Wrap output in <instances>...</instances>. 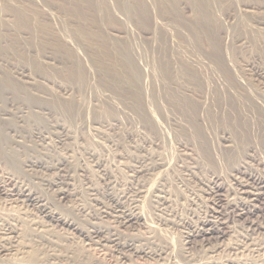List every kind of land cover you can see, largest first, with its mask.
<instances>
[{"label": "rangeland", "instance_id": "obj_1", "mask_svg": "<svg viewBox=\"0 0 264 264\" xmlns=\"http://www.w3.org/2000/svg\"><path fill=\"white\" fill-rule=\"evenodd\" d=\"M198 1L199 0H196L195 4V0L194 2H192V0H171V2L166 5L162 4L163 2L161 0H0V62L5 61L4 63L7 65V69L11 72L14 71L12 73L16 76H20V74L28 75L29 70L38 73V71H41V68H45L56 81L61 83L63 86L66 85V87L61 88L64 93L62 90L60 92L56 89L53 90V93L56 96L54 99H59L63 102L67 101L66 103L73 102L75 105L72 106L73 109L69 111L73 112L74 115H72L73 113H68L67 116L69 115V117H66L68 118L66 122L59 109L58 111L56 109L53 112L51 110V115H44V118H35L32 116L29 118L28 124H25V118H23V121L22 119H17V124L20 123L18 125L24 126L27 132L24 133L26 136L22 139L26 147L23 148V152L19 151L18 157L16 156V160H18L20 164L25 162L27 159L33 158H43L47 161L55 162V160L61 158L64 154L56 148L54 142H49L50 145L45 144L47 148L37 146L39 141L37 139L35 140L33 133L27 135L29 133V129L31 127L35 128L36 124L41 128L46 126L48 127L49 124L57 126V123L61 124L62 122L70 127L71 130L74 131V134H72L74 139L73 142L70 143L73 152L67 158L66 163L70 173L73 174L75 178L74 184L76 190L81 189L82 193H79L76 201L77 203L70 202L69 200H55L54 202L63 213L75 218L79 217L80 220L83 218L81 223H85L84 226H87V222L85 220L87 217H80L81 210L79 208H81L82 205L89 207L91 202H89L90 200L88 194L85 193L87 191L85 189L87 185H85L82 177L79 176L80 171L78 169L80 167L87 168L86 164H88L91 159L89 152H93L95 157H99V160H101L104 166H106V168L117 177L118 182L123 184L131 178L130 168L140 157H143L144 155H160L166 167L164 168L165 173L168 174L169 179L166 178L167 182L172 186L173 190L177 194L176 203L178 216H180L179 214H181V216H190L189 222L191 224H196L197 219L208 217V215H213L212 219L215 223L223 222V225L221 224V226L223 231L226 232L224 241L227 244V248L221 252L209 253L213 256L212 258L217 259L218 261L223 260L220 264H222V262H224L223 264H226V262L227 264H264V195H262L256 203L257 210L255 212L252 214L245 213L243 215H239L236 210L237 207L235 208L233 204V202L239 197V194L237 193L238 186L234 184V177L241 179V176L234 175L233 177L230 172L231 165L227 163L224 164L225 166L222 165V169L215 163L212 165L207 163L206 159L199 154L197 144L193 142L191 133L192 130L195 129V126L192 127V124L188 122V117L172 110L173 107L171 108L169 106L170 109L168 108V111L165 113V121L169 120L168 123L170 125L168 123L166 124L162 121V119L157 117L158 129L156 130L158 131H154L151 129H143L142 126L139 127L140 124H137L132 118V114L135 116L134 113H132L130 109L128 110V105L130 106L134 100V86L130 83L129 79L125 78L128 77L130 67L128 63L121 59V57L116 56L117 50H123L124 46L127 44H129V46L131 45L132 50H135V57L141 58L138 62L141 69H143L145 73L149 72L148 74L150 77L149 75H146L142 84L144 90L146 89L148 92L154 90L163 91L164 89H168L170 91H179L182 94L183 92H187L185 95H187V97L191 100L196 97L193 101L204 107L199 112H196L195 122H198V125L196 124V128H198V130H202L206 137H212L213 148L215 145H223L222 148L232 150L238 149L241 150V152L245 150L244 148L251 149L252 151L250 153H252V159H243V163H245L244 167L247 172L259 175L264 179V120L258 114L259 112L261 113L260 109L262 107L260 108V106L257 105L254 106L255 103L253 102L255 101H252L254 99H252L251 96L254 92H257L255 93L257 95H264V81L260 79L258 80L251 72L252 69L258 67H260L259 69L264 70V0H203L201 3ZM141 2L148 6L146 15L142 16L143 18L139 20L135 15H133V13H135L134 11L131 15V22H128L127 16L122 8L130 7L131 9L136 10ZM156 2L159 6L156 5ZM160 7L162 8L160 9ZM205 9L210 10V17L212 18V22L210 23L212 25L210 26V30L212 32H210L214 39L209 34L206 35L207 33L200 30L197 23L202 20V14ZM157 15L158 17H154ZM180 20L182 23L179 22ZM164 26L168 29H165ZM174 26H177V28ZM187 31L192 34L191 37L190 34L188 35ZM211 39L218 43L221 58L225 64L228 65V71L210 59V49L213 48V42ZM193 41L197 42V44H193ZM190 42L193 44V47ZM208 42H211L210 45ZM185 44L188 45V47L185 46ZM151 45L152 47H150ZM176 45L178 47H176ZM145 48L148 52H146ZM181 49H183L182 52ZM160 50L161 52L158 53ZM179 50L180 54L183 56L178 53ZM162 51L166 56L162 54ZM154 52L157 53V56ZM115 57L119 60L115 59ZM163 57L166 59H163ZM167 59L171 61L170 65L167 64L169 65L167 66L169 71L167 73L169 75H165L162 69H159L160 66L158 64L166 62ZM188 59L190 61H188ZM192 60L196 62V64H192ZM151 61L155 62L154 64L160 72H158L157 68L154 67V64L151 63ZM182 61L184 62L182 63ZM3 62H1L2 65ZM203 63L206 64L204 65ZM250 64L252 65V68ZM22 65L24 67H22ZM207 65L209 67H207ZM17 67L20 69L18 70ZM179 67H182L181 71ZM173 68L176 69L173 70ZM15 70H18L19 73ZM152 71L154 72L152 73ZM184 71H187V73L185 74ZM73 73L78 76H85L87 78V82H85V84L87 85L83 83L84 85L82 84L80 88L79 85L71 79V74ZM205 74L206 76H204ZM200 75L203 76L201 77ZM212 75L215 77H211ZM111 76L113 78H111ZM121 77L123 78V81L120 80ZM237 79H240L241 82ZM207 80L210 82H207ZM194 82L195 84L197 83L195 88ZM94 83L96 85H98V83L104 84V87H102V85L95 86ZM162 83H164L166 87L164 84L162 85ZM179 83H181L180 85L182 87H180ZM209 83L212 85L210 86ZM168 85L169 87H167ZM186 85L188 87H186ZM224 85H226V88L229 86L228 88L232 91L229 92L230 94H228L229 90L228 88L225 89ZM111 86L116 87L118 89L117 91H119V93L122 94L121 96H123L126 100V103L121 105L122 101L120 100V94L115 96V98L118 97L117 99L112 100V106H114L113 108L121 106L122 109H125L117 114L116 109H114V113L110 114L106 113L108 112L107 109L105 110V108L102 107V105L106 103L105 101H107L106 99H103L104 95H111L108 89V87L111 88ZM87 87L88 89L86 90ZM92 87H94V89ZM196 87H198V91L196 90ZM67 93L68 95H66ZM247 93H250L248 94L250 96H248ZM100 94L103 97H101ZM97 95H100V98H97ZM235 95L238 97L236 98ZM245 95H247L248 98ZM143 97L144 96L142 95V98ZM82 98H84V100ZM112 98H114V96ZM73 99L74 101L78 100L79 104H76L77 102L70 101ZM204 99L205 101L207 100V103ZM225 100L228 103L225 102ZM90 102H92V104ZM240 104L242 108L240 107ZM242 104H244V106H242ZM7 105L10 108L16 106V104L13 106L12 102ZM146 106L148 107V105ZM250 108L252 112H249ZM224 109H227L225 111L226 113L224 112ZM240 109L243 110L241 111ZM207 110L210 111V114ZM86 111L89 112V114L91 111L92 113L96 111L97 116L95 117L97 118L95 119L94 115L88 118L86 116ZM76 112L78 115H76ZM248 112L251 116L248 115ZM176 113L178 114V118L176 117ZM220 113L223 115H220ZM231 113L234 115H231ZM239 113L243 116L240 117ZM245 113L249 117H247ZM200 114L203 115L200 116ZM211 115L214 116L212 117ZM217 115L218 117L216 118ZM111 116L117 118V122L111 120ZM256 116L259 117V120ZM175 117L177 119H175ZM71 119H76L73 121H76L77 123H74ZM92 119H95V121ZM97 119L100 120L98 121ZM202 120L204 122H202ZM69 121L70 123H68ZM183 125L186 126L183 127ZM200 125L201 127H199ZM242 125H246V129L248 131L245 132V134L248 135L247 138L249 137L248 139H244L245 142L247 141L246 143H244V140L242 138L241 140L239 137L240 132L243 130V128H241ZM93 127H96L99 132L94 130ZM53 128H51V130L54 132L57 131L56 133H58V127ZM174 131L180 132L179 136ZM7 140L8 139L6 138L5 143H9V140ZM233 141L236 142L234 143ZM239 144H241V146ZM184 145L186 147H184ZM239 164H242V162ZM193 166L194 168H192ZM187 168H192L191 170L194 169L193 176L186 175L188 172ZM42 171L43 173L48 172L47 170ZM184 173L186 176L185 178L188 181L190 180L188 188L191 187V189H189L190 192L188 191V196L193 192V188H196L194 190L199 192L201 200L199 199V201H197L196 206H190L188 204L187 200L184 198V193H182V188L177 185L179 184V182H177V178L180 179L184 177ZM216 174L221 177V182L223 183V197L220 200L206 194L208 189L205 187V184L208 185L209 183L207 182H209L211 177L213 178ZM93 176V174H89V178L94 181L95 178ZM26 178L28 179L27 176ZM157 181L164 182L163 180ZM154 182H156V180L152 182L150 181V183ZM98 183L100 184V182ZM138 183H141V181ZM150 183L147 184L148 188L152 187L150 186ZM134 185L136 187L138 186V184ZM169 188L172 190L171 187ZM150 189L151 188H149L148 192H150ZM47 193L51 198H54L53 193L50 191ZM145 196L142 198V208L144 207L143 209L148 211H145V213L148 214L147 217L151 223L150 226L147 229H127L128 232L127 230L122 229L123 237L125 239H139L141 240V243L144 242L145 244L151 246L152 249H160L159 251H163L164 255H175L177 259H181L184 247V237L182 233L184 228L180 226H169L168 228H165L163 225H160L158 220L159 216H157L159 213H157L158 211L155 209V203L151 200L150 196L146 195V193ZM153 205L154 207L151 208ZM211 208L221 209V214H211ZM151 214L153 216H151ZM155 215L157 217H155ZM197 215L198 218L196 217ZM153 217H155V219H153ZM95 222L101 227L105 224V222H101L100 220H96ZM151 225H153V228ZM146 239L147 241H145ZM255 243L257 244L255 245ZM199 249L200 248H198V246L195 248L192 246L188 251L193 258H199L204 254L205 255L203 257H207V254ZM112 250H107V254H102L104 251L100 252L98 250L91 249L88 251L89 261L92 260L98 264H116L113 258V255L115 254L112 253ZM229 258H235V261L234 259L231 260ZM157 259V257L153 260L145 259L143 257H133L130 261L117 264H162V262L163 264H173L172 259H168L166 261Z\"/></svg>", "mask_w": 264, "mask_h": 264}, {"label": "bare ground", "instance_id": "obj_2", "mask_svg": "<svg viewBox=\"0 0 264 264\" xmlns=\"http://www.w3.org/2000/svg\"><path fill=\"white\" fill-rule=\"evenodd\" d=\"M161 1L163 2L162 4H166V5L171 2V0H161ZM199 1L201 3L203 0H199ZM192 2H194V0H192ZM194 3L196 4V0ZM148 4H150V3H148ZM156 5L159 6V4L157 2H156ZM138 6L139 7L136 8V10L131 9L130 7H123L122 8L125 15L127 16L128 22H131V19H132L131 15L134 11H135V13H133V15H135L137 17V19H139V20L141 18H143L142 16L146 15L148 6L142 2L139 3ZM161 8L162 7H160V9ZM166 8H167V6H166ZM158 9H159V7H158ZM175 16L177 17L176 14H175ZM154 17H158V15L154 16ZM201 19H202L201 21L197 22L198 26L200 27V30H202L204 33H207L206 35L209 34L211 36L212 31L210 30V26H212V25L210 23L212 22V18L210 17V10L205 9V11L202 14ZM179 22H181V20ZM177 24H178V22H177ZM194 26H195V24H194ZM164 28L166 29L167 27L164 26ZM175 28H177V26ZM189 34L190 33L188 32V35ZM191 35L192 34H190V37H191ZM164 36H165V34H164ZM155 38H156V36H155ZM156 40H157V38H156ZM214 41L212 40L213 48L212 49L209 48L211 50V53L209 54L210 59L212 61L216 62L217 64H219L220 67H223L224 69H227V71H228V67H227L228 65H226L225 62L221 58L220 47H219L218 43H216ZM191 42H190V44H191ZM194 43L197 44V42L193 41V44ZM210 43H209V45H210ZM186 44H185V46L188 47V45H186ZM193 44H191L192 47H193ZM196 46H198V45H196ZM150 47H152V45ZM176 47H178V46L176 45ZM121 49H122V47H121ZM155 49H157V48H155ZM182 51H183V49H181V52ZM134 52H135V50H132L131 45L129 46V44L125 45L123 50H117V52H116V56L121 57V59H123L124 62L128 63V65L130 67V68L128 67L129 68L128 77H125V78L129 79L130 83L134 86V90H133V99L134 100L130 106L128 105V107H129L128 110L130 109L131 112L134 113V115H135V116H133V114H132V118L134 119V121L137 124H140L139 127L142 126L143 129H151L154 131H158V130H156V129H158L157 117L162 119V121L167 124L169 120L165 121V113L168 111L167 109L169 108V106L171 108L173 107L172 110L184 115L185 117H188V122L190 124H192V127L195 126V129L192 130V133H191V135H192L191 137L193 139V142L197 144L199 154H201L206 159L207 163H209L210 165L215 163L218 166H220L221 169H222V165L227 163V164L231 165L230 166V172H231V175H233V177H234V175H240L241 176V179H238V177H234L235 178L234 184H236L238 186L237 187L238 188L237 193L239 194V197L235 201L231 198L235 202V203L233 202V204H234L235 208L237 207L236 210H237L238 214L239 215H243L245 213H251L252 214L253 212H255L257 210L256 203L262 197V195H264V179L259 175L247 172L245 167H244L245 163H243L244 162L243 159H246V158L252 159V153H250L252 150L249 148L248 149L244 148L245 150H243L241 152V150H238V149L232 150V149L222 148L223 145H220V146L215 145L216 147L214 146V148H213V140L211 139L212 137H210V136L206 137V135H204L202 130H198V128H196V124L198 123V122H195L196 121V118H195L196 112L197 111L199 112L200 110H202V108H204L199 103L193 101L196 97L194 96L195 98L193 100H191L189 97H187V95H185V93H187V92H183V94H182L179 91H172V90L170 91L168 89H166V90L164 89L163 91H161V90L155 91L154 90V91H148V92L146 89L144 90L142 87V84H143V81H144L146 75L147 76L149 75L148 74L149 72L145 73V71L143 69H141V67L138 64V62L140 61L141 58L140 57L136 58ZM146 52H148L147 49H146ZM159 52H161V50L158 51V53ZM204 52H206V51H204ZM163 53L164 52L162 51V54ZM178 53L180 54V50ZM154 54L156 55L157 53L154 52ZM180 55H182V54H180ZM138 56H140V55H138ZM164 56H166V55H164ZM202 56H204V55H202ZM189 57H190V55H189ZM160 58H161V56H160ZM160 58H158V59H160ZM164 58L165 57H163V59ZM115 59H118V58L115 57ZM161 61H162V59H161ZM184 61H185V59H184ZM184 61H182V63ZM188 61H190V60L188 59ZM196 61H198V60H196ZM212 61H211V63H212ZM1 62H3V61H1ZM1 62H0V264H98L95 261H92V260L89 261L88 251L92 249V250H98L100 252L104 251L102 254H107V252L109 250H112V248H113L112 253L115 254V255H113L114 256L113 258H114V262H116V264L121 263V262H125V261H130L133 257H143L145 259H152V260L155 257H157L158 259H160L162 261L172 259L173 264H220L221 261H223V260H219L220 261L219 262L217 259H213L212 258L213 256H211L209 254V253H214V252H221L227 248V244L224 241L225 240L224 237L226 235V232L223 231L222 226H221V224L223 222L222 223H215L214 220L212 219L213 215H208V217L197 219V221H196L197 223L196 222H195L196 224L192 223L193 224L192 225L189 222L190 216L189 217L184 216V215L181 216V214H179L180 216H178V214H177V203H176L177 194L173 190L172 186L170 184H168L167 179H169V178H168V174L165 173L164 168H166V167H165L164 161L161 158V156L157 155V154L156 155H149V156L144 155L143 157H140L136 161V163L133 166H131V168H130V171H131L130 177L131 178L129 180H127V182L125 184H123L121 182H118L117 177L115 175H113L112 172L106 168V166H104V164L101 162V160H99V157L97 158L94 156L93 152H89L91 159L89 160V163L86 164L87 168L80 167L78 169L80 171L79 176L82 177V180L85 182V185H87L85 188L87 191L85 190L86 191L85 193L88 194V197L90 200L89 202H91L89 207L82 205L81 208H79L81 210L80 217L81 218L84 216L87 217V219H85L87 222V226L86 225L84 226L85 223L84 224L81 223V220L83 218L80 220L79 217L75 218L73 216H69L68 214H65L62 211H60V209L58 208V206L54 202L55 200H57V201L69 200L70 202L77 203L76 201L78 199V195H79V193L80 194L82 193L81 189L80 190L78 189L79 191L76 190V187L74 184L75 178H74L73 174L70 173V170L68 169L67 163H66L67 158L73 152L70 143L73 142L74 138H73L72 134H74V131H72L71 128L68 127L67 125H65L63 122H62L63 124L57 123L58 124L57 126L49 124L48 127L46 126V127L40 128L36 124L35 128L31 127L29 129V133L27 135H30L31 133H33V137H35V140L37 139L40 143L39 144L37 142L38 143V144L36 143L37 146H39L41 148H47L46 145H48L49 142H54L56 148H58L60 150V152H62L64 155H62L61 158L55 160V162H50V161H47L46 159H43V158H33V159H27L25 162L20 164L18 162V160H16L17 159L16 156L18 157L19 151L23 152V148L26 147L24 142L22 141V139L24 138V136H26L24 133L27 132V130H25L24 126L18 125L20 123L17 124V122H18L17 119H20V120L22 119V121H23V118H25V120H24L25 124H28L29 118H31L32 116L35 118H39V117L44 118V115H51V110L53 112L54 110L57 109V111H58V109H59L62 112V114H63L62 116L65 118V122H66V120L68 119L66 117H69V115L67 116V114L73 113V112H69V111L71 109H73L72 106H75V105L73 104V102H71L73 104L72 105L71 103H66L67 101L63 102L59 99H54V98H56V96L53 93L54 92L53 90L56 89L57 91L60 92L62 90L61 88L66 87V85L63 86L61 83L56 81L52 77V75L48 72V70H46L45 68H41V71H38V73L33 72L32 70H29L27 68L29 70L28 75L20 74V76H16L12 73L14 71L11 72L9 69H7V65L4 63L5 61L3 62V65L1 64ZM170 62L171 61H169L167 59L166 62L158 63L160 66L159 69L161 68L162 71L165 73V75H167L168 74L167 72H169L167 66L170 65ZM151 63L154 64L155 62L151 61ZM182 63H179V64H182ZM193 63L196 64V62H194V61L192 62V64ZM148 64H150V63H148ZM158 64H157V66H158ZM167 64H169V65H167ZM175 64H177V63H175ZM1 66H3V67H1ZM191 66H189V67H191ZM22 67H24V66L22 65ZM154 67H156L155 64H154ZM207 67H209V66L207 65ZM181 68L179 67L180 71H181ZM251 68H252V65H251ZM259 68L260 67L254 68L251 70V72L258 80L260 79V80L264 81V70L263 69L261 70ZM19 69L20 68H18V70ZM175 69L173 68V70H175ZM198 69H200V68H198ZM18 70H15V71L18 72ZM157 70H158V68H157ZM199 71H201V70H199ZM217 71L219 72L218 69H217ZM153 72L154 71H152V73ZM158 72H160V71L158 70ZM171 72H173V71H171ZM210 72H212V71H210ZM184 73L186 74L187 71H184ZM184 73H182V74H184ZM219 73H217V74H219ZM222 73H223V71H222ZM211 74H214V73H211ZM223 75H225V74H223ZM204 76H206V74ZM149 77H150V75H149ZM192 77H194V76H192ZM211 77H215V76L212 75ZM233 77H234V75H233ZM111 78H113V77L111 76ZM198 78H200V77H198ZM71 79H73V82H76L80 88H81L83 83L85 84V82H87L86 81L87 78L85 76H83V75L78 76V75H75L74 73L71 74ZM120 80L123 81V78L121 77ZM195 80H197V79H195ZM235 81H236V79H235ZM238 81L241 82L240 79ZM207 82H210V81L207 80ZM163 84L164 83H162V85ZM180 84L181 83H179V85ZM194 84H195V82H194ZM194 84H192V85H194ZM196 84L194 85V88H195ZM201 84H202V82H201ZM85 85H87V84H85ZM94 85L95 86L102 85V87H104L103 86L104 84H101V83H98V85H96L94 83ZM169 85H171V84H169ZM169 85L167 87H169ZM177 85H175V86H177ZM207 85H208V83H207ZM209 85H210V83H209ZM164 86H165V84H164ZM224 86H225V89H227L230 86V84L227 88H226V85H224ZM251 86H253V85H251ZM67 87H70V86H67ZM171 87H173V86H171ZM180 87H182V86L180 85ZM186 87H188V86L186 85ZM240 87H242V86H240ZM92 88L94 89V87H92ZM152 88H153V86H152ZM247 88H250V87H247ZM252 88H254V87H252ZM83 89H84V87H83ZM87 89H88V87L86 88V90ZM98 89H99V87H98ZM108 89H109V92L111 95L105 94L103 99H106L107 101H105L106 103L103 101L105 104H103V105L101 104L102 107L105 108V110L107 109L108 112H106V113H110V114L114 113V111H115L114 109H116V114L125 110V109H122L121 106H116V108H113L114 106H112L113 105L112 100L117 99L118 97L115 98V96H118V94H120V97H121V99L119 98L122 101L121 105L126 103L125 102L126 100H125V98H123V96H121L122 94L119 93V91H117L118 89L116 87L111 86V88L108 87ZM175 89H176V87H175ZM197 89H198V87H196V90ZM221 89H222V87H221ZM95 90H97V89H95ZM216 90H218V89H216ZM228 90H229L228 94H230L229 92H232V91H230L231 90L230 88H228ZM235 90H233V91H235ZM59 92H58V94H59ZM195 92H193V93H195ZM248 92H250V91H248ZM63 93H64V91H63ZM250 93H247V95ZM255 93H257V92H254L253 94H251L252 99H254L252 101H255V102H253V103H255L254 106L257 105V106H260V108L262 107L260 109L261 113L259 112L258 114L264 120V95L261 96V95L255 94ZM95 94H96V92H95ZM66 95H68V93ZM100 95L99 96L97 95L98 96L97 98H100ZM112 95L114 96V98H112L113 97ZM142 95L144 96L143 98H142ZM247 95H245V96H247ZM202 96H204V95H202ZM248 96H250V95H248ZM248 96H247V98H248ZM101 97H103V96L101 95ZM229 97H230V95H229ZM237 97L238 96H236V98ZM62 98H65V97H62ZM62 98H60V99H62ZM220 98H221V96H220ZM231 98H230V100L232 101ZM82 99L84 100V98H82ZM145 100H146V102H145ZM226 100H225V102H227ZM70 101H74V99L70 100ZM204 101H205V99H204ZM11 102H12V105L15 103L16 106L14 104L13 106H15V107H13V108L8 107L7 104H9V103L11 104ZM74 102H77L76 104H79L78 100L74 101ZM90 103L92 104V102H90ZM90 103H88V104H90ZM213 103H214V101H213ZM241 103H243V102H241ZM146 105H148V107ZM233 106H235V105H233ZM242 106H244V104H242ZM230 107H232V106H230ZM240 107H241V104H240ZM74 108H76V107H74ZM225 108H227V107H225ZM79 110H80V108H79ZM226 110L224 109V112ZM228 110H230V109H228ZM234 110H235V108H234ZM245 110H246V108H245ZM207 111H209V110H207ZM250 111L252 112L251 108H250L249 112ZM258 111H259V109H258ZM74 112H75V110H74ZM77 112H76V115L79 114V112H78V114H77ZM249 112H248V115L251 116ZM86 113H87L86 116L88 118H90V116H93V115H94V117L97 116L96 111H94L93 113L91 111L90 114H89V112L86 111ZM209 114H210V111H209ZM72 115H74V113ZM129 115H131V114H129ZM176 115H177L176 117L178 118L177 113H176ZM201 115H203V114H200V116ZM220 115H223V114L220 113ZM231 115H234V114L231 113ZM239 115H240V113H239ZM245 115H247V114L245 113ZM248 115H247V117H249ZM197 116H199V115H197ZM242 116L240 115V117H242ZM106 117H107V115H106ZM172 117H173V115H172ZM176 117H175V119H177ZM217 117H218V115L216 116V118ZM96 118L97 117H95V119ZM110 118H111V120L117 122V120H116L117 118L112 117V116ZM245 118H246V116H245ZM95 119H92V120L95 121ZM257 119L259 120V117H257ZM73 120H76V119H73ZM97 120L99 121L100 119H97ZM203 120H202V122H204ZM43 121H44V119H43ZM70 121L68 123H70ZM107 121H108V119H107ZM172 121H174V120H172ZM242 121H243V119H242ZM56 122H58V121H56ZM178 123H179V121H178ZM101 124H103V123H101ZM111 124H113V123H111ZM108 125H110V124H108ZM173 125H175V124H173ZM171 126H172V124H171ZM171 126H169V127H171ZM185 126L183 125V127H185ZM203 126H205V125H203ZM53 127H58V129H59L58 133H56L57 131L54 132L51 130V128H53ZM199 127H201V125ZM241 128H243V130L240 132L239 137H240V139L242 138L244 140L248 136L247 134H245V132L247 131L246 125H242ZM93 129L97 130L96 127H93ZM199 129H202V128H199ZM56 130H57V128H56ZM207 130H208V128H207ZM239 130H238V132H239ZM97 131L99 132V130H97ZM204 131H205V129H204ZM210 131H211V129H210ZM174 132H176V134L179 136L180 132H178V131H174ZM164 134H165V132H164ZM6 138L9 140V143L8 142L5 143ZM233 142L235 143L236 141H233ZM246 142L244 140V143H246ZM4 143H5V145H4ZM228 143H229V141H228ZM239 145L241 146V144H239ZM184 147H186V146L184 145ZM233 147H234V145H233ZM180 157H181V155H180ZM238 162L239 163L242 162V164H239ZM192 168H194V166ZM191 169L187 168L189 173L187 172L186 175H188V176L194 175V172H193L194 169L193 170H191ZM42 170H47L48 172L43 173ZM89 174L94 175L93 177L95 178V180H94L95 182L91 178H89ZM26 176L28 177V179L26 178ZM185 177L186 176L184 173V177H182L180 179L177 178V180H178L177 182H179V184H177V185H178V187L182 188V190H183L182 193H184V198L187 200L188 204L190 206L191 205L196 206L197 201H199V199L201 200V198L199 196V192L194 190L196 188H193L192 189L193 192L190 193L188 196V191H189V189H191V187L188 188V184H189L190 180L188 181ZM155 180H156V182L150 183V181L152 182ZM157 180H163L164 182H160ZM139 181H141V183H138ZM148 181L150 183V186H152V187H149V188H151L150 192H148L149 188L147 187V184H149ZM98 182H100V184ZM207 183H209V184L208 185L205 184V187H207V189H208L206 194H209V195L213 196V198L220 200L223 197L222 191H224L223 190V183L221 182V177L216 174V175H214L213 178L211 177V180ZM134 184H136V185L138 184V186L136 187ZM123 186H125V187H123ZM169 187H171L172 190ZM49 191L51 193H53L55 199L51 198L50 195H48L47 192H49ZM145 193H146V195L151 197V200L156 205L155 209L158 211L157 213H159L157 216H159L158 220H159L160 225H163L165 228H168L169 226H175V227L180 226V227L184 228V230L182 231L183 237H184V247H183V255H182L181 259H177V257L175 255H164L163 251H159L160 249L159 250L152 249L151 246L145 244L144 242L141 243V240H139V239L138 240H136V239H125L123 237L122 229L123 230H127V229L132 230L135 228H146L147 229L150 226L151 223L148 220V217H147L148 214L145 213V211H147V210L143 209L144 207L142 208V205H143V202H142L143 199L142 198H144ZM202 193H203V191H202ZM147 200H149V199H147ZM152 201H150V202H152ZM149 204H151V203H149ZM152 207H154V205L151 206V208ZM210 212H211V214L220 215L221 209H219V208H213L212 209L211 208ZM151 216H153V215L151 214ZM157 216L155 215V217H157ZM191 216H192V214H191ZM155 217H153V219H155ZM196 217L198 218V215ZM96 220H100L101 222H105L103 227H101L99 224H97L95 222ZM221 220H223V219H221ZM101 222H100V224H101ZM160 225H159V227H160ZM151 226L153 228V225H151ZM128 230H127V232H128ZM145 241H147V239ZM236 244H238V243H236ZM256 244L257 243H255V245ZM73 245H77V246H73ZM192 246L194 248L198 246V248H200L199 250H201L202 252L207 254L206 255L207 257H203L205 255L204 254V255L200 256L199 258L197 257L198 255L196 256L197 258H193L188 251L189 249H191ZM239 249H241V248H239ZM235 251H236V249H235ZM197 252H199V251H197ZM110 253H111V251H110ZM231 254H233V253H231ZM229 259H231V258H229ZM233 259L235 261V258H233ZM233 259H231V260H233ZM231 260H229V261H231ZM236 261H237V259H236ZM238 261H239V258H238ZM223 263L224 262H222V264ZM158 264H161V263H158ZM162 264H163V262H162ZM226 264H227V262H226Z\"/></svg>", "mask_w": 264, "mask_h": 264}]
</instances>
